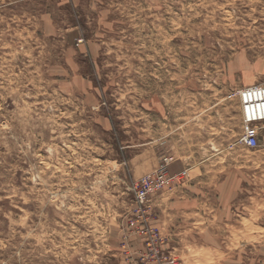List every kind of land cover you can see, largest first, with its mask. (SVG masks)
Listing matches in <instances>:
<instances>
[{
	"label": "rangeland",
	"instance_id": "374dc122",
	"mask_svg": "<svg viewBox=\"0 0 264 264\" xmlns=\"http://www.w3.org/2000/svg\"><path fill=\"white\" fill-rule=\"evenodd\" d=\"M264 0H0V264H134V186L173 264H264ZM127 241V242H126Z\"/></svg>",
	"mask_w": 264,
	"mask_h": 264
},
{
	"label": "built area",
	"instance_id": "2783aa9c",
	"mask_svg": "<svg viewBox=\"0 0 264 264\" xmlns=\"http://www.w3.org/2000/svg\"><path fill=\"white\" fill-rule=\"evenodd\" d=\"M234 96L241 113L239 144L248 149L264 148V84L248 86ZM172 162L171 158L163 157L157 169L134 186L132 217L127 223L128 237L135 243L130 254L134 264H173L163 248L164 239L153 213L156 196L180 187L188 177L186 169L171 172Z\"/></svg>",
	"mask_w": 264,
	"mask_h": 264
}]
</instances>
